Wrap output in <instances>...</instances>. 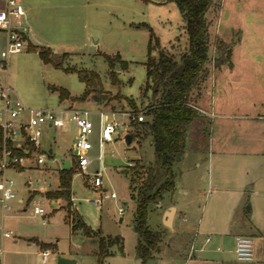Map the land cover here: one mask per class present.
<instances>
[{
	"label": "rangeland",
	"instance_id": "rangeland-1",
	"mask_svg": "<svg viewBox=\"0 0 264 264\" xmlns=\"http://www.w3.org/2000/svg\"><path fill=\"white\" fill-rule=\"evenodd\" d=\"M23 2L29 11L32 12L33 8L37 14V27L33 24L37 34L35 45L46 51L51 47L53 59V62H44L38 50L29 49V43H33L30 41L20 52L10 54L7 67H0L1 83H8L26 107L57 108L71 102L93 111L91 117L97 125L96 112L101 109L116 110L122 117L127 116L123 112L145 111L154 99L153 90L146 85L151 32L137 24H149L160 41V47L177 58L188 50L186 22L173 1ZM2 3L0 0V7ZM207 20L209 60L192 86L190 96L207 115L199 116L200 120L204 119L199 133L196 125L191 127L185 151L175 160V189L164 194L160 200L162 206L155 202L149 205L148 224L153 229L163 225V208L171 202L179 208L176 229L187 226L191 232L201 215L224 223L226 207L222 209L220 203L229 201L227 197H232L233 193L214 188L209 182L210 174L222 187L247 191L248 196L243 200L246 204L237 211L235 223L246 219V208L253 202L264 226V195L250 196L249 190L252 189L248 188L253 181L257 188L264 186V0H215ZM5 47L6 36L0 32V56ZM228 52L231 53L230 60ZM158 53L157 48L152 54L158 56ZM106 55H119L121 59L114 58L110 64ZM54 62L62 64V67H57ZM112 73L118 82L113 81ZM61 88L67 89L70 97L62 98ZM87 90L90 93L86 99L78 98ZM126 97L132 98L136 105ZM138 129L133 124L129 128L131 135L134 134L130 143L124 136L106 143L103 160L96 158L89 168L92 172L102 165L104 167L103 187L106 191L101 206L89 202V198L97 195L88 174L74 171L72 190L83 218L95 229L100 228L104 235L123 238V251L118 245H113V252L104 264L140 262L137 250L140 238L136 229L138 202L131 192L139 174L135 177L133 169L139 162L144 165L152 163L156 156L151 138ZM77 133L73 123L64 128L44 126L40 152L47 159L52 154L61 153L59 161L72 159L75 162L72 146ZM92 141L91 155L97 157V132ZM23 147L26 148L27 143H23ZM126 168L128 170L123 171ZM40 169L8 167L0 173V180L3 176L14 180L17 195L8 201L10 207L5 212L0 203V247L4 248L0 263L42 264L38 245L44 240L52 245L46 247L51 249L46 264H59L60 256H72L69 258L77 260L74 264H98V237L88 238L81 230L72 232L66 218L68 206L64 197V206L59 207H53L51 200L39 192L29 200L31 193L41 186L48 189L58 186L57 169ZM189 178L190 182L186 184L184 179ZM112 191L117 193L116 198L110 196ZM20 196L25 200L23 204L18 202ZM71 203L74 205L73 196ZM36 204L45 208V216L33 212ZM120 207H123V213ZM183 212L187 219L182 218ZM2 231H11L12 236H3ZM177 234L172 239H179ZM251 236L255 243L256 261L260 254H264V235L257 232ZM34 255L37 256L36 261L33 260ZM260 264H264V260Z\"/></svg>",
	"mask_w": 264,
	"mask_h": 264
},
{
	"label": "trees",
	"instance_id": "trees-1",
	"mask_svg": "<svg viewBox=\"0 0 264 264\" xmlns=\"http://www.w3.org/2000/svg\"><path fill=\"white\" fill-rule=\"evenodd\" d=\"M145 2L166 3L175 2L186 22L189 46L188 50L177 58L173 53L160 47V41L155 35L152 27L147 23L137 24L138 27L145 26L151 32L148 48L147 65V88L153 90L154 99L145 111V121H133L132 124L143 131L151 138V143L155 151V160L148 165L136 163L133 171L139 174V178L134 180L132 196L137 200L136 229L139 234L138 255L142 259V264H146L148 259L155 257V251L163 239V233L153 230L148 224V208L152 202L158 203L166 192L173 191L176 187V172L174 169L175 160L183 153L186 147L187 136L193 125H196L197 133L200 132L204 119L203 116L191 103L192 86L201 76L205 65L209 60V23L207 14L213 6L215 0H143ZM224 44V43H223ZM50 48V47H49ZM159 49L158 56L152 53ZM30 50H38L44 62H53L51 48L43 50L42 47L29 43ZM230 52L227 53L230 60ZM109 63L113 64L114 58L106 55ZM231 63V62H230ZM57 67L62 64L55 63ZM232 64V63H231ZM70 70V68H65ZM113 81L119 79L112 73ZM88 76H86L87 79ZM93 76L88 78L92 80ZM90 91L87 90L80 99H86ZM62 98L70 97L67 89L61 88ZM121 97L124 95L119 94ZM132 105L135 101L126 97ZM196 104V103H195ZM200 123V125H199ZM201 126V127H200ZM138 134V133H137ZM134 134H132V139ZM31 143L32 146H29ZM9 148L16 153H29L35 147L32 142L27 141V147H15L12 141L7 142ZM4 149V134L0 127V154ZM75 168L73 166L60 170L61 188L58 191L48 193L50 196L64 197L67 200L68 216H71L72 199V179ZM54 194V195H53ZM73 228L82 227L84 234L98 237V249L96 251L98 264H104L106 258L113 252L111 247L118 245L123 251V238L121 236L104 235L101 230H94L81 219L73 217ZM43 248L51 247V243L42 242Z\"/></svg>",
	"mask_w": 264,
	"mask_h": 264
},
{
	"label": "built area",
	"instance_id": "built-area-1",
	"mask_svg": "<svg viewBox=\"0 0 264 264\" xmlns=\"http://www.w3.org/2000/svg\"><path fill=\"white\" fill-rule=\"evenodd\" d=\"M2 2L4 5L0 7V32L6 36V47L1 51L0 67H7L10 54L20 52L30 42L31 26L23 0H2ZM0 103V127L4 134V149L0 154V172L4 173L8 167H26L32 160H38L39 163L44 162L45 156L39 153L44 126L64 128L73 123L78 130L72 146L76 161L73 162L70 159V163L78 173L88 174L90 185L97 195L89 198V202L97 206L102 205L103 193L106 191V188L103 187L104 167L102 165L99 169L90 172V166L96 158L103 160L106 143L113 142L130 133L129 128L133 121L142 122L146 119V110L134 114L123 112L127 116L122 117L121 113L116 110L101 109L96 112L98 115L97 125L91 117L93 111L72 104L57 108L26 107L8 83L0 84ZM191 105L202 115H207V112L197 104L191 103ZM96 132L99 146L97 157L91 155L94 148L92 136ZM28 140L33 143L35 149L24 154L13 152L7 144L8 141H12L15 147H23V143H27ZM0 191V203L5 212L10 207L8 201L17 196L14 191V180L3 176L0 180ZM110 196L116 198L117 193L112 191ZM33 212L43 215L46 213L45 208L37 204L34 206ZM120 212H124L123 207H120ZM1 233L5 237L12 236L11 231H2ZM207 240L210 238L208 237ZM194 250L193 245L190 253L192 254ZM234 251L238 260L254 261L256 248L253 237L247 234H237ZM50 254L51 249L49 248L39 251L42 264L49 261ZM3 255L4 248L0 247V259L3 258Z\"/></svg>",
	"mask_w": 264,
	"mask_h": 264
},
{
	"label": "crops",
	"instance_id": "crops-1",
	"mask_svg": "<svg viewBox=\"0 0 264 264\" xmlns=\"http://www.w3.org/2000/svg\"><path fill=\"white\" fill-rule=\"evenodd\" d=\"M3 5L4 3H2V6ZM26 9L29 17V23L31 26L30 41H32L34 44H37V41H35V39H37V34L33 29L34 27L33 24L37 27V22H38L37 14L35 13L33 8H32L33 10L32 12L29 11L27 6ZM0 84H2L1 81ZM69 104H71V102L66 105ZM193 147L194 146L191 145V149H193ZM196 149H200V148H196ZM39 153L45 156L44 153L40 152V148H39ZM198 154L201 155V152L199 151ZM61 156H62L61 153L55 155L52 154L50 156V159H47L45 156L46 159L42 163H39L38 160H32L27 164L26 167H33L39 169L42 168L40 169L42 171L55 170V169L59 171V183L57 188L48 189L46 188V186H41V188L34 190L33 193H31L29 200L32 197H34L36 193L39 192L42 193L43 196H46L48 199L51 200V204L53 205V207L64 206V203L62 202V197L50 196L48 194L51 192L58 191L61 188L60 169L63 168V166L68 165V163H69V167L72 166L70 163V159H62L61 161H59L58 158ZM48 160L51 161V164L50 163L48 164ZM184 182L187 184V182H190V178L188 180L184 179ZM209 182L212 186H214V188H216L219 191H227L228 193L230 192L233 193L231 195L232 197H227L229 201L220 203L222 204V209H224L223 207H226V212H225L226 214H224L225 221L223 220L224 223H220L219 221L216 222L210 217L206 219L204 216L201 215L199 216L197 223H195L196 226L195 227L193 226V230H191V232L187 226H180L179 229H176L175 221L179 208L177 205H175L172 202L168 203L163 208L162 211L163 225L160 228H156V229L151 228L153 230H158L163 233V239L160 241L159 247L155 251L154 258L156 259L157 264H244V263H240L235 255V251H234L235 236L237 234L253 235L257 232L264 235L262 216L260 213L256 212L255 204L253 202L251 205L248 206V208H246V213L248 215L246 219L245 220L241 219L240 222L238 221L237 223H235V215L237 211L240 210L242 205L245 206L246 204L243 203L244 198L248 196L246 190L242 188L222 187V184L218 180L217 181L214 180L212 174H210ZM248 188L252 189L249 190L250 196L254 194L264 195V186L257 188L254 181L253 183L249 184ZM72 196L74 199V205L71 204L70 207L72 214L71 216H68V213L66 214V218L70 222L72 232L74 233L80 230L83 231L82 227H78L76 229L73 228V223H72L73 215L77 219H81L92 229L97 230L83 218V215L79 211L78 206L76 204L73 190H72ZM18 202L23 204L25 200L23 197L20 196L18 197ZM157 204L159 206L163 205L161 201H159ZM66 208L68 211L69 208L68 207ZM169 211H171V215H168ZM74 213H76L77 215H75ZM233 214H234V219L232 218ZM43 216H45V214ZM182 218L187 219V217L185 216V212H183ZM99 230L101 229L99 228ZM176 234L179 239H172V237ZM86 237L92 238L94 236L86 235ZM208 237L210 238V240H207ZM17 241L18 240L15 239V242ZM42 242H46V241L43 240ZM193 245L195 247V250L193 252V255L190 257L191 255L190 251ZM38 246L40 247V249L38 250L39 253V251L43 249V247L41 246V243ZM68 257H72V256H68ZM36 259L37 256L34 255L33 260L36 261ZM263 260H264V254L262 253L260 254V256L257 257V260L251 264H260L262 263ZM139 264H142L141 258Z\"/></svg>",
	"mask_w": 264,
	"mask_h": 264
},
{
	"label": "water",
	"instance_id": "water-1",
	"mask_svg": "<svg viewBox=\"0 0 264 264\" xmlns=\"http://www.w3.org/2000/svg\"><path fill=\"white\" fill-rule=\"evenodd\" d=\"M125 138H126L127 143H130L132 141V135H131V133H127L126 136H125ZM63 167L64 168L69 167V163H68V165H65ZM125 170H128V169L127 168L126 169H123V171H125ZM168 215H171V211L168 212ZM58 263L59 264H74V263H76V259L69 258V257H64V256H60L58 258ZM146 264H157V261H156L155 258H150V259H148V261L146 262Z\"/></svg>",
	"mask_w": 264,
	"mask_h": 264
}]
</instances>
